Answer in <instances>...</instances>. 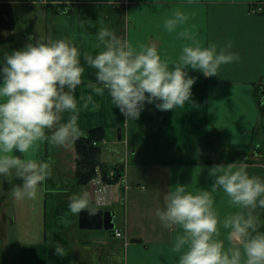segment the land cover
<instances>
[{"label":"crops","instance_id":"1","mask_svg":"<svg viewBox=\"0 0 264 264\" xmlns=\"http://www.w3.org/2000/svg\"><path fill=\"white\" fill-rule=\"evenodd\" d=\"M0 2L26 5L33 12L40 10V19H28L31 22L26 39L29 35L45 40L66 38L82 56L102 50V46L97 47V33L101 27H107L134 45L155 44L162 57L176 60L182 45L188 42L168 33L163 23L179 8L190 14L188 26H194L203 46L216 44L219 50L230 42V51L240 57L238 62L222 66L219 77L206 78L202 72L189 67V75L196 78L191 101L169 111H160L155 103H146L135 121L127 120L111 102L107 91L103 96L91 93L86 82H95V70L82 59L85 84L77 88V99L92 94L99 105L96 111L90 105L89 110L80 112L78 126L82 133L94 127L105 128L104 144H111L110 150L117 153L119 143H125L122 149L126 151L127 162L133 121L134 126L143 127L141 135L151 136L154 143L151 155L145 156L143 148L132 149L141 167L137 174H144L141 169L152 166L146 161L148 158L159 169L151 178L147 175L139 178L131 174V168L127 173V164L120 161L113 165L123 166L120 174L115 172L116 181L114 177L112 182L103 181L102 186L96 178L88 185H81L76 176L75 146L70 148L73 151L70 160L62 159V163L56 164L49 158L48 142L42 144L36 156L52 165L53 175L38 189L37 198L28 199L30 203L25 205V211L40 214L39 228L43 232V243L37 245L38 240L33 241L40 248L27 257V264H178L171 252L177 230L164 228L155 215L158 208L164 207L163 198L168 191L178 184L193 193L210 190L214 178L209 170L216 164L244 163L250 176L264 179V0H195L192 5L187 0ZM256 7L262 11L252 13ZM39 22L42 29L37 32L35 24ZM141 180L146 183L141 184ZM85 191L92 197L96 211L116 212V230L122 236L104 229L81 228L80 215L69 211L68 202L73 194ZM213 196L221 218L239 211L229 205L222 191ZM15 214L18 215L17 210ZM253 214L260 217L259 231L264 232V208H257ZM2 216L6 217L0 213ZM18 222L16 218L17 225ZM56 243L64 246L63 257L55 255ZM38 250L45 262H37Z\"/></svg>","mask_w":264,"mask_h":264},{"label":"clouds","instance_id":"2","mask_svg":"<svg viewBox=\"0 0 264 264\" xmlns=\"http://www.w3.org/2000/svg\"><path fill=\"white\" fill-rule=\"evenodd\" d=\"M189 19L190 14L179 8L164 19L168 33L188 42L176 60L162 57L155 44L134 45L107 27L97 33L102 50L95 55L82 56L66 38L29 35L23 48L5 56L0 67V177L14 172L22 179V186L10 191L14 200H35L53 175L52 165L36 156L40 146L49 142L72 148L83 135L80 112L90 105L92 111L99 109L92 94L77 99V88L85 84L82 59L95 70V82H86L91 93L103 96L107 91L115 107L134 121L146 103L169 111L190 102L196 78L189 75V67L206 78L219 77L222 66L239 61L230 42L219 50L216 44L203 46L194 26H188ZM14 150L23 158L13 155ZM209 175L214 178L210 190L193 193L178 184L155 212L164 228L177 230L171 252L178 264H264V232L259 231L260 217L253 214L264 208V179L250 176L244 163L216 164ZM217 191L239 211L221 218L213 196ZM68 209L73 215L96 214L86 191L73 194ZM54 249L55 255H65L62 244L56 243Z\"/></svg>","mask_w":264,"mask_h":264},{"label":"rangeland","instance_id":"3","mask_svg":"<svg viewBox=\"0 0 264 264\" xmlns=\"http://www.w3.org/2000/svg\"><path fill=\"white\" fill-rule=\"evenodd\" d=\"M31 7L26 5H15L14 11L16 16V29H15V41L10 44L0 45V67H3L5 64V56L10 55L14 50L21 49L23 46L28 43V39L25 38L26 33L28 32V27H30V18L32 19H40V10L38 12H33L30 10ZM42 24H44V18L41 19ZM42 29L41 23L35 24V30L38 32ZM133 121L131 122V135L130 140L127 144L128 152H129V159L126 162V151L122 148L125 146V143H119L118 148L120 151L117 153L112 152L110 150L111 144H104L105 141L102 143L103 145V163L104 160L108 162L105 163V167L99 168V176L95 180L97 183H101L103 186L104 183L102 179V174L107 171V178L110 180L115 177V172L117 170L113 167L114 164L117 162H124L127 164V173L129 168H131V174L139 173L138 171V158H134L132 154V149L134 148H143L144 154L151 155L152 150L154 148V143L152 141L151 136L141 135L140 129L143 131V127L136 124L134 126ZM140 127V128H139ZM48 155L50 160L57 163H62V159L70 160L72 158L73 151L70 148H64L62 146H57L48 142ZM13 155H19L20 153L17 150H14ZM148 158L146 161L148 164H152V166H145L142 168L145 173L142 175H138L139 178L143 175H147V177L151 178L154 174L158 171V167L154 161H149ZM51 161V162H52ZM121 165V164H117ZM102 170V171H101ZM148 170H151V173H147ZM67 171V170H66ZM135 171V172H134ZM115 179V178H114ZM22 179L15 177V173L13 172L12 175L8 177H0V213L3 215L5 214V218L2 216L0 218V264H27L26 260L30 254H33L34 250L39 249V246H35V239L38 241L36 244H42L43 240V232L41 231V218L39 217L40 214L36 216L34 210L33 213L30 211H25L27 204H29V200L25 198L23 201H16L10 194L12 187L16 185L22 186ZM141 184H145L146 182L140 181ZM49 185H52L51 183ZM136 185V184H135ZM147 185V184H146ZM145 185V186H146ZM138 187V186H137ZM141 189V188H138ZM145 191H148L146 187L144 188ZM28 201V202H27ZM17 206V209H15ZM15 210H17L18 215L16 216ZM16 218L18 219V225L16 224ZM38 225V226H37ZM40 229V230H39ZM32 237H34L32 239ZM32 243V244H31ZM31 244V245H30ZM30 245V246H29ZM39 247V248H38ZM39 259L37 262H45L46 259L42 255V252L38 250Z\"/></svg>","mask_w":264,"mask_h":264},{"label":"trees","instance_id":"4","mask_svg":"<svg viewBox=\"0 0 264 264\" xmlns=\"http://www.w3.org/2000/svg\"><path fill=\"white\" fill-rule=\"evenodd\" d=\"M16 24L17 21L13 4L10 2H0V44L14 42ZM106 137L105 128L99 126L89 129L76 141L74 145L76 148V176L81 185L90 184L99 176V168L105 167V163H103L102 143L106 140ZM114 168L120 174L123 166L116 165ZM101 177L105 182H112L107 178L106 170ZM117 179L118 176L113 181Z\"/></svg>","mask_w":264,"mask_h":264},{"label":"water","instance_id":"5","mask_svg":"<svg viewBox=\"0 0 264 264\" xmlns=\"http://www.w3.org/2000/svg\"><path fill=\"white\" fill-rule=\"evenodd\" d=\"M122 139L121 129L119 130V140ZM80 226L82 229H104L110 233L116 232V212L96 211L94 216H89L87 212L80 214Z\"/></svg>","mask_w":264,"mask_h":264},{"label":"built area","instance_id":"6","mask_svg":"<svg viewBox=\"0 0 264 264\" xmlns=\"http://www.w3.org/2000/svg\"><path fill=\"white\" fill-rule=\"evenodd\" d=\"M125 2H126V3H129L128 0H125ZM251 11H252V13H257V12L262 11V8H261V7H259V8L256 7V8H253ZM116 235H117V236H121L122 233H121V232H117Z\"/></svg>","mask_w":264,"mask_h":264}]
</instances>
